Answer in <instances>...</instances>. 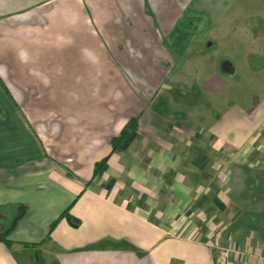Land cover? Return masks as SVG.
<instances>
[{
    "label": "crops",
    "instance_id": "1",
    "mask_svg": "<svg viewBox=\"0 0 264 264\" xmlns=\"http://www.w3.org/2000/svg\"><path fill=\"white\" fill-rule=\"evenodd\" d=\"M238 1L0 0V233L27 206L0 264H264V0ZM250 13L251 94L215 109L228 59L187 96L170 47L206 37L186 22ZM69 207L80 225L50 231Z\"/></svg>",
    "mask_w": 264,
    "mask_h": 264
},
{
    "label": "rangeland",
    "instance_id": "2",
    "mask_svg": "<svg viewBox=\"0 0 264 264\" xmlns=\"http://www.w3.org/2000/svg\"><path fill=\"white\" fill-rule=\"evenodd\" d=\"M250 1L251 0H239L238 2H242L245 10H252L253 5ZM237 5L238 4L236 3L235 5H232V7L235 8ZM240 9H242L241 6ZM252 15V13H250V15L232 14L231 17H234L235 20H231L232 28H230L228 32H226L224 28L225 22H229L228 19L224 20V22H220L216 28L212 27L213 29L209 31L210 21L208 18L209 16L207 15L201 16L200 18L195 17L196 20L192 24L184 26L188 28V32L201 34L206 37L202 43H198L196 40L188 42L187 45H191L187 47L184 46L181 52H176L170 47L175 60L178 62L177 67L181 68L179 71L174 69V74H181L183 77V81L179 82V88H182L187 96H191L192 93L195 94L198 88L200 90V84L211 76L212 72L222 70L223 62L228 59L232 61L231 71L235 68V72H226V74L235 75L232 76V78L227 75V78L230 79V83L224 91L215 98V109L219 110L223 108L220 100L223 98L226 99V95L229 93L232 95L229 99L233 100L232 98H234L233 101L235 102L238 101L237 97L239 95L244 97L251 94L250 91L252 92L256 85V82L250 80L249 75L254 74V63L248 62V58L251 57H248L247 51L251 50V48H246L243 45H240V40L244 39L243 35L245 34L244 30L243 32H240V29H243V26H247V28L254 27L253 24L259 22L257 21L253 23L252 21H248L247 19ZM219 16L220 15L215 16V19ZM210 17L212 18V15ZM203 98H205V102L208 104L209 99H207V96L205 95ZM221 250H228V262H230L233 250L231 248L218 246L216 256Z\"/></svg>",
    "mask_w": 264,
    "mask_h": 264
},
{
    "label": "trees",
    "instance_id": "3",
    "mask_svg": "<svg viewBox=\"0 0 264 264\" xmlns=\"http://www.w3.org/2000/svg\"><path fill=\"white\" fill-rule=\"evenodd\" d=\"M196 18H190L187 22L186 25L189 26L192 24ZM198 21V20H197ZM139 123H140V116L136 115L132 117L127 124L124 126V128L121 130V132L114 136L111 140V152L117 151L119 149L124 148L127 146L131 141L137 136L138 134V128H139ZM111 155V154H110ZM110 155H107L100 161H97L94 166V177L103 174L109 167V158ZM27 211V206L25 205H20L19 212L15 219L12 222V225L10 226L9 229H7L5 232L0 233V241L6 242L8 245H12L13 242L10 240L9 235L10 233L16 228L18 225L19 221L22 219V217L25 215ZM66 218L71 225L77 227L80 225L81 221L74 215L70 213V207L67 208L55 221L52 222L50 231H52L58 222ZM25 245H30V243H24Z\"/></svg>",
    "mask_w": 264,
    "mask_h": 264
},
{
    "label": "built area",
    "instance_id": "4",
    "mask_svg": "<svg viewBox=\"0 0 264 264\" xmlns=\"http://www.w3.org/2000/svg\"><path fill=\"white\" fill-rule=\"evenodd\" d=\"M229 252L228 250H221L216 256L215 264H229L228 262Z\"/></svg>",
    "mask_w": 264,
    "mask_h": 264
}]
</instances>
